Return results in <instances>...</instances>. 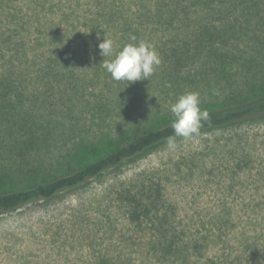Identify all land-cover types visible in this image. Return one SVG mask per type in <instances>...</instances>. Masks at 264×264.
Listing matches in <instances>:
<instances>
[{
	"label": "rangeland",
	"instance_id": "obj_1",
	"mask_svg": "<svg viewBox=\"0 0 264 264\" xmlns=\"http://www.w3.org/2000/svg\"><path fill=\"white\" fill-rule=\"evenodd\" d=\"M261 1V28L251 25L246 39L220 46L222 65L171 68L161 61L147 81L128 85L102 67L112 58H103L98 44L104 36L119 51L130 40L96 13L117 2L136 24L144 0H0V70L21 83L23 111L44 120L47 131L37 130V144L21 157L12 155L9 144L23 134H9L0 114V193L68 174L108 144L172 121L170 105L187 91L199 92L203 110L264 92ZM195 13L188 17L202 16ZM196 28L145 22L136 37L160 57L162 44L192 39ZM61 37L69 39L64 47ZM58 71L65 76L57 80ZM171 239L181 255L163 254ZM260 255L264 118L178 138L175 151L158 145L75 189L0 215V264H257Z\"/></svg>",
	"mask_w": 264,
	"mask_h": 264
},
{
	"label": "trees",
	"instance_id": "obj_2",
	"mask_svg": "<svg viewBox=\"0 0 264 264\" xmlns=\"http://www.w3.org/2000/svg\"><path fill=\"white\" fill-rule=\"evenodd\" d=\"M145 1L138 5L140 11L135 14L141 21H137L136 24L124 19V11L120 7V3L118 4L119 8H116L117 2L114 3V7L110 5L99 8L96 14L103 18L105 26L111 27L117 24L122 33L127 34V38L136 37L145 22L162 25L166 28L172 27L176 22L182 26H188L189 23L196 24L197 28L192 39L179 42L170 40L162 44L164 52H161V61L171 68L188 67L195 61H200L202 67L212 62L222 65L227 54L221 47L228 48L237 44L238 40L246 39L249 32L252 31L249 29L251 25L259 29L262 24L258 18L259 12L263 8L261 0H155L152 7H147ZM195 12L202 16L188 17L189 13ZM166 15L167 18H162ZM253 19L257 20L251 24ZM216 21L218 22L217 26H213ZM1 33L3 32L1 31ZM64 40V37L59 39L62 41L59 44L63 47L69 43V39ZM139 40L141 39H137V41ZM228 58L234 59L232 55H228ZM50 59L55 60L57 57L53 56ZM220 67L225 68L224 66ZM11 74L13 75L11 71L4 74L0 70V114L4 118L2 122L7 123L5 125L8 133L23 134L15 140L16 142L8 146L12 155L20 156L27 148L37 144L34 141L37 139L35 136L37 130L42 133H47V131L42 126L44 120L36 121L34 117L39 120V116H32L31 110L23 111L24 91L21 83ZM64 76V72L58 71L54 78L58 80ZM243 97L241 100L206 110L209 120L203 122L200 132L226 129L249 120L264 118V92L254 91L250 96ZM172 122L173 120L155 128L138 131L116 147L108 144L106 150L104 148L99 156H93L89 162L68 174L41 180L24 189L0 193V215L75 189L104 172L118 168L150 149L165 144V139L173 135ZM194 248L198 247L194 246ZM182 250L183 248H180L172 239L165 243L163 241L164 255L178 256L181 255ZM257 264H264V258L261 255L257 257Z\"/></svg>",
	"mask_w": 264,
	"mask_h": 264
},
{
	"label": "clouds",
	"instance_id": "obj_3",
	"mask_svg": "<svg viewBox=\"0 0 264 264\" xmlns=\"http://www.w3.org/2000/svg\"><path fill=\"white\" fill-rule=\"evenodd\" d=\"M130 42L119 51L114 49V41L105 39L98 44L100 55L111 57L102 61V67L116 80H125L128 83L147 81L161 65V58L154 45L147 40H139L131 36ZM200 94L196 91H187L180 94L170 105L173 115L171 127L173 135L165 139V148L175 151L177 138L193 139L200 134L203 122L209 120V114L200 107Z\"/></svg>",
	"mask_w": 264,
	"mask_h": 264
}]
</instances>
